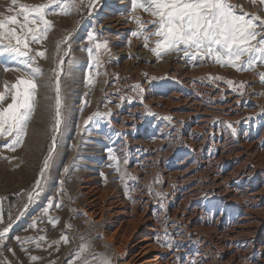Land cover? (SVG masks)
<instances>
[{
  "label": "rangeland",
  "instance_id": "rangeland-1",
  "mask_svg": "<svg viewBox=\"0 0 264 264\" xmlns=\"http://www.w3.org/2000/svg\"><path fill=\"white\" fill-rule=\"evenodd\" d=\"M43 2L45 0H18V3L25 4ZM230 2L241 5L244 12L259 14L264 18V11L258 2L255 6L250 0ZM87 4L88 0H84L80 11H73L70 15L49 16L48 19L53 21L54 27L48 38L41 44L30 45L34 50L32 54H35V50L46 49L47 59L37 58L44 73L37 81L39 84H43L52 75V69L57 67L56 61L63 60L61 123L58 131L53 132L54 99L45 100L44 96L54 97L55 93L41 87L38 90L36 111L29 123L23 146L11 151L3 147L11 137L0 138V215L3 217L0 231L9 223L13 225L7 235L0 238V264H7L9 261L11 264H69L84 244L88 245V251L84 255L89 259L91 254L95 253L98 257L110 258L111 264H119V254L115 249L118 243L109 238L106 231L108 219L96 223V220L85 212L86 199L79 192L80 187L84 185V179L90 174L97 180L104 198L108 199L110 193L119 196L128 201L131 210L138 187L144 188L149 193L150 200L160 206V212L158 211L155 217L159 219V214L160 217H168L170 206L177 208L182 197L197 199L196 195L208 187L209 182L204 181V177L200 179L196 176L192 179L195 174H190L191 177L188 178L190 175H185V168L182 169L191 152H202L198 156L203 168L200 170L194 165L185 167H192L197 173L209 172V176H217L220 185L215 187L216 195L223 197L227 194L234 209H228L226 212L227 207L221 201L223 204L218 205L219 207L214 209L216 213L210 217L213 212L207 201L199 202L195 207L190 203L188 209L181 211V221L171 217L165 219L166 223L161 224L160 238L166 248L173 244L172 250H183L179 264H202L196 251L185 248L186 246H181L176 241L184 237L190 242L196 240L197 229L198 232L202 231L196 228L200 224L208 227L206 231L212 233L209 227L217 220L226 221L224 227L233 228L234 234H237L236 228L243 225L245 219H254L259 211H264V83H261L259 78V74L264 73V65L258 62L253 70L238 72L211 61L195 62L196 66H193V62L184 57L182 52H172L157 58L150 51V48L155 47L157 37L153 36L148 41L149 47L145 48L142 36L131 35L132 31L138 29L133 17L151 21L154 17L149 13L142 9L133 13L131 0H93L91 8L87 7ZM10 6L11 0H0V14H14L8 13ZM109 17L121 20L126 29L116 33L111 29L107 30L103 25ZM89 32L94 33L95 39L92 41L88 39ZM65 38L67 42L61 43L57 50V42ZM104 41L108 42L107 49L101 48L96 52V43ZM120 46L124 53L128 52L123 59L116 49ZM89 48L93 49L91 56ZM140 56L147 58L144 66L164 64L169 59L173 60L182 68L184 76L189 78L188 84L184 85L180 78L182 76L177 75L174 70L165 73L144 68L130 76V71L125 69L120 72L113 70L114 67L120 69L124 63L134 64V60ZM5 66L18 67L7 56L0 61V92L4 91V82L15 83L17 77L29 71H4ZM210 76H220L223 79H210ZM225 80H231L233 84L229 86ZM136 85L140 88H135ZM229 95L238 99L239 102L235 106L238 111L232 115L215 113L217 107L221 106ZM177 101H181V107L197 105L194 107L195 113L189 115L183 114L182 111L169 110L172 102L175 105ZM206 111L212 112L205 122L202 114ZM115 117L126 123L123 129L118 127ZM210 125L213 129L208 128ZM217 135L221 138H217ZM248 144H252L253 149L247 153L245 149L249 147ZM109 149L117 153L113 154L116 160L104 155L109 153ZM176 152L178 159L173 162L180 166L178 175L187 176L185 179L177 178V175L172 177L163 170V164L168 162L167 158ZM48 157L49 167L41 181V188L37 189L36 181L41 179L40 172L45 158ZM117 167L119 171H116ZM134 170H137L138 175L135 171L136 176L133 178ZM237 174H243L247 179L244 182L234 181L232 176ZM253 184L255 186H252ZM257 192L258 195L254 197ZM50 201L52 207H49ZM56 204H60V207H56ZM200 206L205 210L204 214L200 213L201 210L195 212V209L202 208ZM223 211L226 212L225 215ZM193 216L198 221L193 220L187 225V221ZM55 218H58L59 222L53 226L50 219ZM200 219L203 224L199 222ZM228 220L232 222L228 224ZM252 221L253 226L256 221ZM193 229L196 231H191ZM243 230L240 229L238 235H230L227 243L218 244V248L214 243L210 245V255H215L214 258L217 257V261H222V264L229 263L221 257V253L227 251L225 247L232 245L231 252L237 254L246 248L244 246L252 243L256 255L250 254L247 259L243 253L235 255L234 262L258 264V250L261 252V247H264L258 243L264 235L250 233L248 241L237 239ZM62 235L67 236V244L60 239ZM41 236L46 239L39 240ZM176 236L180 238L177 239ZM16 237L20 238L19 241ZM54 241L60 242L56 244ZM202 244V240H199V245ZM209 253L207 252V255ZM31 256L40 259L32 261ZM75 264H80V261H75ZM93 264L96 262L93 261Z\"/></svg>",
  "mask_w": 264,
  "mask_h": 264
},
{
  "label": "snow or ice",
  "instance_id": "snow-or-ice-1",
  "mask_svg": "<svg viewBox=\"0 0 264 264\" xmlns=\"http://www.w3.org/2000/svg\"><path fill=\"white\" fill-rule=\"evenodd\" d=\"M255 6L257 2L264 11V0H250ZM11 5L7 11L14 13L9 15L0 14V61L7 56L18 67L5 66L4 71L24 72V75L17 77L15 83L4 82V91L0 92V138L11 137L3 147L15 151L17 147H22L28 134L29 123L36 111L38 90L41 87L54 91L55 96L45 95L44 99H54V123L52 131L56 132L61 123V74L63 60L56 61L57 67L52 69V75L43 84L37 83L44 73L37 62V58L47 59L46 49L35 50L31 44H41L48 38L49 32L53 29L54 23L48 19L51 15H70L73 11L79 12L84 6V0H45L40 4L18 3V0H11ZM132 11L142 9L154 17L151 21H143L134 16L133 20L138 25V29L132 31L131 35L142 36L148 48V41L154 36L155 47L150 51L160 58L169 53H183L184 57L193 62H214L222 67H231L236 71H250L259 62L264 65V18L259 14H249L242 10L241 5H236L230 0H131ZM93 6V0H88L87 7ZM240 9V11H238ZM150 25V27H146ZM147 33V34H145ZM88 39L94 40V33H88ZM67 38L57 42V50L61 43H66ZM108 42L96 43L95 51L101 48L107 49ZM89 55L93 49H88ZM99 63V61H96ZM71 64V62H69ZM210 79L222 80L223 77H209ZM260 82L264 83V73L259 74ZM229 86L233 84L231 80H225ZM91 83V81H89ZM243 87V84H241ZM135 88H140L136 85ZM10 102H7L9 101ZM110 115V113H108ZM90 119V118H89ZM171 119V117H165ZM231 127V125H229ZM234 131V130H233ZM55 137L53 136V144ZM52 149H50L51 153ZM45 158L44 166L40 172L41 179L36 181L37 189L41 188V181L45 171L48 169V160ZM109 158L116 160L109 149ZM127 163V160L124 161ZM67 171V169H65ZM119 171V167L116 168ZM123 178V177H121ZM63 182L61 181V184ZM39 194L38 192L36 193ZM32 194L29 195L31 201ZM49 202V207H52ZM60 207V204H56ZM25 207H27L25 205ZM47 211V209H45ZM3 217L0 215V223ZM58 218L50 219V223L55 226ZM35 226V223L32 225ZM12 227L9 223L0 231V238L7 235ZM71 227V225H67ZM166 234V233H165ZM19 241V237H16ZM45 236L39 240H45ZM67 244L68 238L62 235L60 238ZM60 241H54L58 244ZM40 247L39 243L36 245ZM12 251V249H9ZM25 251H27L25 249ZM88 251V245H81L75 254L73 261L69 264H111V259L103 256L98 257L91 254V259L84 254ZM32 261H37L40 257L31 256ZM11 264V262H7Z\"/></svg>",
  "mask_w": 264,
  "mask_h": 264
},
{
  "label": "bare ground",
  "instance_id": "bare-ground-1",
  "mask_svg": "<svg viewBox=\"0 0 264 264\" xmlns=\"http://www.w3.org/2000/svg\"><path fill=\"white\" fill-rule=\"evenodd\" d=\"M106 20H105L106 23L103 26H106L107 30L111 29L113 32L116 33L119 30H125L126 29V27L124 26V24L121 20L115 19L114 17L108 19L107 21ZM101 24H102V22H101ZM107 32H111V31H107ZM116 49L118 50L117 52L120 54V56H122L121 57L122 59L124 58L123 56H125L128 53V52L124 53L122 46H120L119 49L118 48H116ZM128 56H130V55H128ZM128 58H130V57H128ZM145 61H147V58L140 56L139 59L134 60V64H132L133 62L132 63L130 62L129 64L124 63L123 67H121L120 69L114 67L113 70L115 72H118V71L120 72L122 70L123 71H125V70L130 71L129 76L132 75L134 72H139L140 69H144V68L148 69V70L154 69L152 71H156V72L164 71L165 73L166 72L169 73L170 71L174 70V72H176L177 75L182 76V77H180L181 82L184 83V85L188 84L189 78L187 76H184L185 74H184V71L182 70V68H180L175 62H173V60L169 59L164 64H158V65H152V66H148V65L144 66ZM122 62H123V60H122ZM115 76L117 77V73ZM226 101H227V103H226ZM179 102H181V101H177L175 103V105L172 102L171 107L168 106L169 110H171L173 112L182 111L183 114H189V115H192L193 113H195L194 107L197 105L189 104V105H186L184 107H181V106H179ZM238 102H239L238 99H235L234 95H229L227 97V99L225 98L224 103L221 106L219 105L217 107L215 113H217V114L226 113V114L232 115L236 111H238V109L235 107L238 104ZM207 111L204 114H202V119H203V121L205 120V122H206V120H208V118L212 112V111H210V112H207ZM203 112H204V110H203ZM234 117L235 116L233 115V118ZM115 118H117L118 127L123 129V127L126 125V123L121 122L120 121L121 119L118 117H115ZM115 118H113L114 121H115ZM211 127L212 126L210 125L208 128H211ZM212 129H213V127H212ZM218 133H219V131H218ZM217 136H218L217 138H219V139L221 138L220 135H217ZM213 140H214V137L212 136L211 137V143H213ZM192 143H194V142H192ZM248 146L249 147L247 149H245L247 153L250 152L251 149H253L252 144H248ZM122 148H124V147H122ZM245 150L243 149V151H245ZM229 152L231 153L232 151L229 150ZM238 152H241V151H238ZM126 153H127V151H126ZM105 154L109 155V153L107 154V152L104 153V155ZM113 154H117V153L112 152V155ZM189 154H190V157L188 158L185 166L194 165V166H197L198 169L201 170L203 168V165L199 162L198 154L200 155V154H202V152H199V153H194V152L192 153L191 152ZM222 154H223V151H222ZM223 155H221V156H223ZM167 159H168V162L163 164L164 172L168 173L169 175H172V177L177 175L178 176L177 178L180 177L182 179V177H184V179H185L187 176L186 177L183 175L181 176V174L178 175V173L181 171V169H179L180 166H178L176 163L173 162V161H176L178 159L177 152H176V154L168 157ZM185 166L182 167V169L185 168V171H184L185 175L195 174L192 177H191V175L188 176V178L191 177L192 179H195L194 177L199 176V178L202 179L204 177L205 178L204 181L209 182V184L207 183L208 187L204 188L205 189L204 192H199V194L197 193L198 194V195H196L197 199L193 200L187 196L182 197L181 198L182 201L181 200L179 201L177 208L174 206H170L168 217H171L174 220H178V219L180 220L179 216L182 214L181 211L184 209L185 210L188 209L190 203L194 204V207H195V204H197L199 202L205 203V201H207L209 203V206H210L209 208H211V211L213 212L210 215V217H212L216 213L214 211V209L219 207L218 205L223 204L221 201H223L224 206L227 207L226 212L229 211L228 209H231V211H232V209H234V207H233L234 205L231 204L232 200H230V198L228 197L227 194L223 197H219V195H216L215 187L218 188L220 185L218 183L219 178H217V176H215V175L209 176L208 175L209 172H208V174L207 173L205 174V172L204 173H201V172L197 173L195 169H191L192 167L187 168ZM135 171L137 172V170L132 171L133 172V178L136 176ZM137 175H138V172H137ZM232 177H233L234 181L240 180L239 182H241V181L244 182L247 179L246 176L243 174L242 175H240V174L233 175ZM84 180H85L83 183L84 185L81 186L80 189L79 188L78 189H79V192L83 196H85V199H86L87 209L85 210V212L90 218L96 220L95 221L96 223H100V222L102 223L104 220L108 219V223L106 225V229H107L106 231L108 233L109 238L117 241V243H118V244L116 243L118 246L115 249L117 250V252L119 254V258H120L119 264H179V260L182 257V256L180 257V254L183 252V250H181V249L180 250L178 249V251L176 249L172 250L173 247H171V246H173V244L171 246L169 245V247H168L169 249L164 246L163 241L160 238V232H161L160 228H161L162 223H166L165 219H167L168 217H165V215L164 216L161 215V217H160V214L158 216L159 219H157V216L155 217V214H157L158 211L160 212V206H157L158 203H155V202L153 203V201L150 200V198H149L150 195L147 192V190H145L144 188L142 189V188L138 187L137 194H136V196H134V204H132L133 210H131V209H129L130 206L128 205V201H126L125 199L119 198V196H114L113 194L110 193L111 195L110 194H109L110 196L108 195V197H109L108 199L104 198L102 191L98 187L99 185H97V180L94 177L90 176V174ZM252 186H255V184H253ZM113 191H114V189H113ZM107 192H108V190L106 189L105 193H107ZM190 192H191V190H190ZM259 192H261V191H259ZM257 195H258V192L254 194V197ZM234 199H236V198L234 197ZM173 200L170 199V201H173ZM166 201H168V200H166ZM200 207H202V206H200ZM202 209H203V207L201 209L197 208V209H195V212L201 210L200 213L204 214L205 212H203V211H205V210H202ZM235 209H236V207H235ZM165 210H163V211H165ZM218 210H219V208H218ZM226 212L223 211V215H225ZM194 214H196V213H194ZM194 214H192V215H194ZM230 214H232V213H230ZM201 216H203V215H201ZM194 217L195 216H193L192 219H189L187 221V225H189V223L193 222V220H194V222L198 221V219H195L196 217L195 218ZM199 217H200V215H199ZM255 217L256 218H254V219H251V218L245 219L243 222L244 224L241 226L239 225L236 228L238 230L237 234H234L235 230L233 228H227L226 226L224 227V224L226 221H222V222L219 221L218 222V220H217V222L213 223V226L209 227V228H211L210 230H212V233H209L208 231H206L208 229V227L202 226L201 224L200 225L196 224L197 225L196 228L202 229V231L199 230V232H198V229H197V231L195 230L196 228L191 230V231L197 232L195 234V236L197 237L196 240L193 239L192 242H190L189 240H187V237H186V240L184 237L183 239L181 238L182 240H180V241L177 240L176 242L177 243L179 242V244L181 246H186L185 248L191 249L192 251H196V253L199 254V258H200L202 264H222V261H220L221 263L217 261V259H216L217 257L214 258L215 255L214 256H211L212 254L210 255V253H209L210 245H212L214 243V246H217V248H218V244L227 243V240L230 239L229 237H231L230 235L240 234L239 233L240 229L241 230L244 229V230L241 232L242 234H241L240 238L239 237L237 238L239 240L245 239L246 241H248L249 240L248 235H250V233L251 234L253 233L252 235H257V236L262 235L263 236L264 235V211L263 212L259 211V214H257V216H255ZM245 218H247V217H245ZM252 220L256 221L253 226L251 224V222H253ZM199 222L202 224L204 223V222H202V220ZM229 222H232V221L228 220L227 223L229 224ZM184 226H186V224H184ZM253 228H254V230H253ZM164 232H166V231H164ZM260 233H262V234H260ZM219 235L220 236L222 235V236L219 237ZM108 236L105 235L106 238H108ZM251 237H253V236H251ZM178 238H180V237H177V239ZM199 240H202V242H203L202 245H199ZM259 240L260 241L258 244L264 245V244H262V243H264V238H261ZM261 240H263V241H261ZM253 246L254 245L252 243H249V245L244 246V247H246L244 250H242L241 252H238L237 254L231 252L232 251V245H231V247L230 246L225 247V248H227V251H224L223 253L220 252V253H221L222 259H225L229 263L225 262L223 264H235V262H234L235 261L234 260L235 255H239L242 253L244 254L245 258L247 256H250V254L256 255L255 250H253L254 249ZM261 248L263 250L261 249V252H260V249H259L258 253H257L258 259H260L258 261V264H264V247H261ZM207 252L209 253L208 255H207ZM227 257L229 259H226ZM219 258H220V256H219Z\"/></svg>",
  "mask_w": 264,
  "mask_h": 264
}]
</instances>
